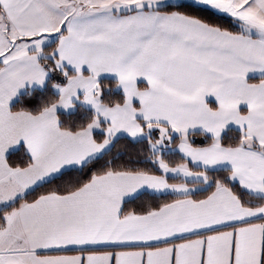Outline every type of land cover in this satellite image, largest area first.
Wrapping results in <instances>:
<instances>
[{
  "label": "snow or ice",
  "instance_id": "obj_1",
  "mask_svg": "<svg viewBox=\"0 0 264 264\" xmlns=\"http://www.w3.org/2000/svg\"><path fill=\"white\" fill-rule=\"evenodd\" d=\"M0 264H264V0H0Z\"/></svg>",
  "mask_w": 264,
  "mask_h": 264
}]
</instances>
